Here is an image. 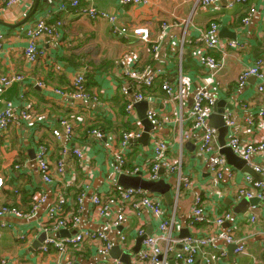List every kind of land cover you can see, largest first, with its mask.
<instances>
[{
  "label": "crops",
  "instance_id": "obj_1",
  "mask_svg": "<svg viewBox=\"0 0 264 264\" xmlns=\"http://www.w3.org/2000/svg\"><path fill=\"white\" fill-rule=\"evenodd\" d=\"M8 1L0 0V33L3 35L0 111L12 101L16 109L27 106L30 118L13 123L0 139V180L3 181L0 210L16 208L25 215L0 216V264L3 259L7 264H97L101 261L126 264L121 251L130 253L131 264H135L143 242L137 227L142 226L146 234H151L158 223L146 209L137 211L129 207L118 226L110 222L120 212V205L106 215L96 213L91 196L113 193L120 174L114 170L110 151L88 130L100 129L112 135L117 148L125 132L138 131L142 135L145 131L140 119L145 109L155 110L162 120L157 128L151 123L150 139L156 132L166 141L168 156L181 162L183 175L192 182L191 188L176 198L177 178H160L171 183L175 199L173 207L165 202L170 212L175 208L173 236L182 239L193 232L207 235L212 229L206 223L198 224L195 230L190 226L194 199L204 194L207 215L214 218L229 212L230 217L222 228L242 239L246 247L244 253L238 254L233 245L222 243L227 255L213 264H264V202L258 200L254 204L256 217L254 222L251 221V206L244 201L246 198H237L232 183L217 180L212 174L209 162L213 157L223 155L229 163L220 151L219 138L214 152L200 154L204 130L193 129L190 119L195 92L207 88L216 100L210 115L224 107L225 113H230L235 122L227 135V143L235 134L244 143L263 140L264 126L258 112L264 107V92L257 90L255 77H249L243 86L238 85L237 78L246 66L258 60L264 63V0H219L210 6L203 5L202 0H150L147 5L127 4L124 0H80L83 7L92 5L115 14L119 23L130 29L149 27L151 37L148 42H138L131 34H116L108 21L76 15L73 8L72 11L57 12L54 4L59 0H40L34 14L36 0H19L11 5ZM63 1L69 3L70 0ZM252 8L255 9L253 15L245 23L244 18ZM43 17H49L53 23L62 19L63 26L58 29V37L38 41L41 53L32 63L24 53L29 42L27 30ZM163 21L171 23L172 27L163 29ZM212 23L218 25L222 42L237 41L241 47L206 49L202 35ZM156 43H160L158 57L153 51ZM127 51L138 52V68L150 67L158 73L154 85L142 89L147 105L140 112L135 108L132 114L126 111L127 99L120 89L122 57ZM205 51L221 61V67L214 75L198 60ZM81 73H87V100L71 95V81ZM10 74L24 75V83L3 86L1 78ZM39 82L44 86L41 87ZM166 83L175 89L173 100L162 88ZM56 90H63L65 94ZM21 94L25 95L23 100ZM62 119L72 124L74 133L71 136L53 134ZM209 122L208 118V126ZM139 138L132 140L127 149V174L135 168L142 169L143 164L152 159L150 139L145 145ZM41 146L47 147V159L55 170L52 184L45 183L38 170L36 157ZM66 147L69 150L64 153ZM73 149H81L85 156L78 157ZM60 161L64 163L62 174L56 171ZM247 164L253 170L255 165H264V151L253 154ZM235 169L237 174L233 182L237 185L248 174ZM255 172L258 177L250 176L264 181V174ZM143 176L147 177V173ZM60 191L70 199L64 214L78 215L80 223L78 227L68 226L47 233L44 227L48 210ZM80 194L85 195L81 204L77 200ZM2 222L11 227L2 226ZM87 229L106 233L112 248L118 249L112 251L111 248L103 255L99 252L102 242L86 241L80 247H69L64 253L54 248L48 252L43 250L49 235L63 239ZM124 235L126 240L123 241ZM181 250L182 245L176 244L167 255V264H178L177 254ZM119 251V256L113 255ZM209 253L207 249L194 264H206L205 256Z\"/></svg>",
  "mask_w": 264,
  "mask_h": 264
},
{
  "label": "built area",
  "instance_id": "obj_2",
  "mask_svg": "<svg viewBox=\"0 0 264 264\" xmlns=\"http://www.w3.org/2000/svg\"><path fill=\"white\" fill-rule=\"evenodd\" d=\"M19 0H9L8 5L18 2ZM219 0H202V4L210 6L216 4ZM150 0H124L127 4H144L147 5ZM54 8L57 12L72 11L75 9L76 15L88 16L95 20H106L110 24L112 31L116 34H131L136 38L138 42L150 41L151 31L149 27L139 26L130 29L127 25L120 24L118 17L110 12L100 10L95 6L88 5L83 7L80 0H70L69 3L63 0H59L54 4ZM255 9H251L249 14L244 18V22L248 23L253 15ZM63 26L62 19L52 22L50 18H40L36 23L27 30L28 45L24 50L27 59L35 63L38 59L41 49L39 48L38 41L41 38L46 37H58V29ZM163 29L172 27L171 23L163 21ZM219 28L216 23H212L202 35L206 49L225 48L226 46L234 47L239 46L237 41H230L228 43L222 42L219 37ZM2 39L3 35L0 33V51H2ZM154 55L159 56L160 43L153 45ZM202 66H205L211 73L218 72L221 67V61L217 60L214 56L210 55L207 51L203 52L198 57ZM122 61L124 63L123 70L120 76V89L123 95L126 96V111L132 114L135 109V104L144 100L145 95L142 92L143 88H150L154 85L155 80L158 78V73L153 71L152 68H138L139 61L138 52L127 51L123 54ZM255 77L258 81L257 90L264 92V63L258 60L253 65L246 66L237 78L239 86H243L249 77ZM86 73L76 75L71 81V95L77 99L87 100L89 94L86 85ZM25 76L21 74H10L1 78L3 86L13 85L14 83H24ZM182 80H180L181 82ZM41 87L44 86L42 82H39ZM180 96L182 94V83L179 84ZM162 88L173 100L175 97L174 88L169 84H163ZM57 93L64 95V91L56 90ZM25 95L21 94L20 99H24ZM216 100L210 92V89L204 88L195 92L193 97V105L190 111V119L192 120L193 129H203L204 133L201 139L200 154L212 153L218 146V133L217 129L208 126L207 121L211 114V109L215 105ZM258 117L261 124L264 126V107L258 112ZM30 111L27 106L21 105L16 109L12 101H8L6 107L0 111V139L5 137L10 126L19 120H29ZM147 118L151 121L154 127H158L162 124L160 114L155 110L147 112ZM224 118L226 125L231 130L234 127L235 122L232 120L230 113H225ZM74 133L72 124L67 119H62L59 126L53 129V134L57 137H61L63 134L71 136ZM91 134L103 142V146L107 148L112 156L115 172L119 175L126 173L127 164V149L130 146L132 140L141 136L138 131L125 132L115 148V140L112 135H107L100 129H94ZM188 137V134H186ZM151 161L144 163L142 169L135 168L131 174L142 172V175L147 173L146 179L159 180L160 178L175 176V193L176 198L182 194V191L189 190L191 188V180L185 177L182 173L181 162L172 160L168 156V145L166 141L160 137L156 132L151 136ZM227 145L231 146L233 151L242 157L245 161L249 162L252 155L256 152L264 151V138L258 143H244L238 135H231ZM68 148H64V153L68 152ZM73 153L80 158H83L84 152L81 149H73ZM37 165L38 170L42 176V179L47 184L54 182L55 170L51 167L50 161L47 159V147L41 146L37 153ZM212 174L217 180H222L234 185L237 198L254 199L257 198L264 202V181L255 180L252 176H244L243 182L237 185L234 184L237 170L228 165L226 158L223 155H217L209 162ZM64 163L60 161L56 167V171L59 174L63 173ZM164 170L163 174L160 173ZM254 170L264 174V165H255ZM3 181L0 180V186ZM85 199L84 194H80L77 198L78 203L81 204ZM44 198H42V201ZM204 194H199L195 197L193 205L191 207L192 220L190 223L191 228L194 230L198 224L206 223L212 227L207 235H200L193 232L190 236L178 239L173 236V227L175 224L176 213L175 208L170 212L165 205V201L162 195L158 193H150L141 188H123L116 183L113 193L105 196L98 194L91 196V202L96 207V213L100 216L108 214L113 207L120 205V212L110 222L114 226H118L125 218V213L129 207L139 210L146 209L150 211L152 216L158 223L157 229L151 234H146L144 227H137L136 231L139 235L146 237L142 242V249L137 254L135 264H167V255L172 251L176 244L182 245V250L178 253V264H194L197 258L201 254H206L207 249L210 253L205 256L206 264H213L221 261L227 255V251L222 243L227 245H233L235 252L238 254L246 251L245 243L242 239L236 237L228 229H223L226 220L230 217L229 212H224L220 215H216L214 218H210L206 212V202ZM70 202L66 193L61 191L58 194L56 201L51 205L48 210L45 231L54 232L62 228L72 226L78 227L80 223V217L75 215L64 214L66 205ZM251 221L255 220L256 206L251 207ZM169 214V216L166 215ZM14 214L17 216H25L20 210L16 208L3 207L0 210V216ZM2 226L6 227L11 225L2 222ZM122 240H126V236H122ZM86 241H100L103 245L99 248V252L103 255H107L112 248V243L108 240V236L104 232H97L93 230H82L74 236H69L63 239H56L49 235L43 246V250L48 252L52 248L64 253L71 246H82ZM264 244V239H263ZM1 264H7L3 259ZM97 264H122L120 261L109 263L108 261H101Z\"/></svg>",
  "mask_w": 264,
  "mask_h": 264
},
{
  "label": "water",
  "instance_id": "obj_3",
  "mask_svg": "<svg viewBox=\"0 0 264 264\" xmlns=\"http://www.w3.org/2000/svg\"><path fill=\"white\" fill-rule=\"evenodd\" d=\"M40 3V0H36L34 9L32 11V14H34L38 8V5ZM147 103L142 100L135 104V108L140 112L142 109L145 108ZM232 108V107H231ZM147 111L145 109V113H142L140 115V119L143 121L145 125V131H143L141 137L139 138L140 141H142L143 144L147 145L148 141L150 139V132L152 131V125L151 121L147 118ZM226 109L223 107L218 108L217 111L214 112V114L210 115L209 117V124L210 127H213L218 130L219 134V143L221 146V153L227 156L228 158V165L232 168H238L244 171L248 175H255L258 177V174L247 164V161L244 159L238 158L237 154L233 151L231 146L227 145V135L229 133V127L226 125V121L224 118ZM164 170H161L160 173H163ZM117 183L119 186L123 188H141L144 189L150 193H158L161 194L164 197L165 202L169 207H173L175 203V199L173 197L172 193V187L171 183L167 182L165 179H159V180H152V179H146L143 177L142 172L136 173V174H127V173H121L118 176ZM244 201H247L246 203L250 206L254 205L258 199H245ZM187 235L190 233L188 230L186 231ZM146 237V234L142 236V239ZM115 249L118 248H112V251H115ZM120 250V249H119ZM122 260L126 264H131V254L128 252H122ZM119 252H113L114 256H119Z\"/></svg>",
  "mask_w": 264,
  "mask_h": 264
},
{
  "label": "trees",
  "instance_id": "obj_4",
  "mask_svg": "<svg viewBox=\"0 0 264 264\" xmlns=\"http://www.w3.org/2000/svg\"><path fill=\"white\" fill-rule=\"evenodd\" d=\"M145 68H146V67H145ZM86 78H87V73H86ZM86 81H87V80H86ZM86 85H87V82H86ZM92 130H94V128H90V129L88 130V132L91 133ZM165 205H166V204H165ZM166 206H167V205H166Z\"/></svg>",
  "mask_w": 264,
  "mask_h": 264
}]
</instances>
